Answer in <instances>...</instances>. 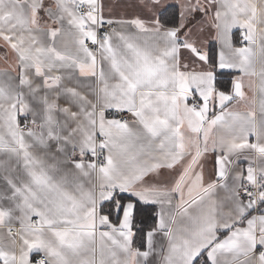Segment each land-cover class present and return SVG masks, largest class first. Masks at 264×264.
I'll return each instance as SVG.
<instances>
[{
    "label": "snow or ice",
    "instance_id": "1",
    "mask_svg": "<svg viewBox=\"0 0 264 264\" xmlns=\"http://www.w3.org/2000/svg\"><path fill=\"white\" fill-rule=\"evenodd\" d=\"M135 6L0 0V264H264V0Z\"/></svg>",
    "mask_w": 264,
    "mask_h": 264
},
{
    "label": "crops",
    "instance_id": "2",
    "mask_svg": "<svg viewBox=\"0 0 264 264\" xmlns=\"http://www.w3.org/2000/svg\"><path fill=\"white\" fill-rule=\"evenodd\" d=\"M105 3L108 5H111L112 7V15L116 18H119L121 16L123 17H131L132 15H135L138 13V8L136 5V0H105ZM168 5H172L171 8H176L178 13V0H167ZM239 36L236 34L234 30V36H233V42L238 43ZM209 49H212L213 51L216 50L218 46L215 45L214 42H209L208 44ZM3 52L4 49L0 48V63H2L3 58ZM224 78L227 79L226 87L229 86L230 81L233 79V73L231 70H224ZM214 161L212 159V155H209V158L206 161V174H212L214 171L213 168ZM154 179L158 180L161 183L168 182L171 180V175L169 174L168 170H161V175L158 177H154ZM141 220L145 218V214L141 213ZM137 243H139L137 241Z\"/></svg>",
    "mask_w": 264,
    "mask_h": 264
},
{
    "label": "trees",
    "instance_id": "3",
    "mask_svg": "<svg viewBox=\"0 0 264 264\" xmlns=\"http://www.w3.org/2000/svg\"><path fill=\"white\" fill-rule=\"evenodd\" d=\"M176 14H177V10H176V8H170L169 11H168V13H167V15H168L169 17H175ZM219 82H220V85H221L222 87H226L225 85H226V83H227L228 81H227L226 78H224V75H222V76L219 77Z\"/></svg>",
    "mask_w": 264,
    "mask_h": 264
}]
</instances>
